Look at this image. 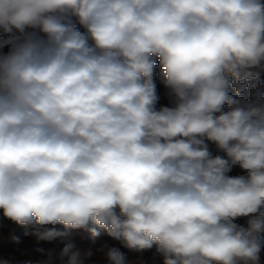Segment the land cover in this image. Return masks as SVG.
Returning <instances> with one entry per match:
<instances>
[{
	"label": "clouds",
	"instance_id": "9594fccd",
	"mask_svg": "<svg viewBox=\"0 0 264 264\" xmlns=\"http://www.w3.org/2000/svg\"><path fill=\"white\" fill-rule=\"evenodd\" d=\"M254 69L261 0H0L3 215L32 227L37 245L103 230L109 264H128L117 245L155 246L163 264H262ZM157 70L171 107L156 108ZM237 166L247 175H228ZM55 224L64 231L45 227ZM73 249H61L68 264L95 254Z\"/></svg>",
	"mask_w": 264,
	"mask_h": 264
},
{
	"label": "trees",
	"instance_id": "16d2710c",
	"mask_svg": "<svg viewBox=\"0 0 264 264\" xmlns=\"http://www.w3.org/2000/svg\"><path fill=\"white\" fill-rule=\"evenodd\" d=\"M77 30L81 32L85 31V29L79 24ZM4 51H7V49H4ZM258 72L260 74V84L264 85V72ZM153 79L156 84L157 95L159 97L156 108L159 109L161 107L173 106L172 98L168 95L169 90L161 82L158 70L154 74ZM252 86H256L255 81L253 82ZM251 90L252 87H250L249 90H246L241 95L244 98L248 99L250 98ZM209 149L213 153V155H220L226 158V154L221 152L216 148L214 144L210 142ZM228 175L246 176L247 174L237 166L234 167ZM243 218L244 217L237 218L235 222L241 225ZM45 227L49 229L55 228L57 230L64 231V227L61 224L46 225ZM32 230V227L18 225L14 232L12 241L0 255V264H68L69 256H61L60 254L65 242H71L74 245V251H86L89 249L94 251L95 254L91 258L86 259L84 261V264H109L103 254L101 252H98L97 250L100 249L105 243L114 244L115 242L112 241L106 235V233L103 232V230H101V235L95 238H93L86 232L80 230H72L63 242H61L60 240L54 241L52 243L41 241L39 245H37L35 238L32 235L28 234L31 233ZM260 237L262 240H264V232L260 234ZM38 246L45 249H53V255L49 257L47 255H42L33 251V249ZM117 246H119L120 250L126 254L128 261L131 263L137 261L138 258H141L143 264H163V257L157 253L155 246L152 249L146 250L142 253L130 251L129 249L124 248L120 245ZM261 259L262 264H264V249H262Z\"/></svg>",
	"mask_w": 264,
	"mask_h": 264
},
{
	"label": "crops",
	"instance_id": "0c3cea01",
	"mask_svg": "<svg viewBox=\"0 0 264 264\" xmlns=\"http://www.w3.org/2000/svg\"><path fill=\"white\" fill-rule=\"evenodd\" d=\"M261 3H264V0H261ZM77 27H78V24H77ZM254 70L264 72V69H254ZM249 218L250 217H244L241 225L244 227H247ZM18 225L19 224L7 218V226L0 227V249L10 243Z\"/></svg>",
	"mask_w": 264,
	"mask_h": 264
},
{
	"label": "built area",
	"instance_id": "2783aa9c",
	"mask_svg": "<svg viewBox=\"0 0 264 264\" xmlns=\"http://www.w3.org/2000/svg\"><path fill=\"white\" fill-rule=\"evenodd\" d=\"M7 226V218L3 215V210L0 209V227Z\"/></svg>",
	"mask_w": 264,
	"mask_h": 264
},
{
	"label": "rangeland",
	"instance_id": "374dc122",
	"mask_svg": "<svg viewBox=\"0 0 264 264\" xmlns=\"http://www.w3.org/2000/svg\"><path fill=\"white\" fill-rule=\"evenodd\" d=\"M128 264H143V261L141 260V258H138L137 261L132 262V263L128 261Z\"/></svg>",
	"mask_w": 264,
	"mask_h": 264
},
{
	"label": "water",
	"instance_id": "95a60500",
	"mask_svg": "<svg viewBox=\"0 0 264 264\" xmlns=\"http://www.w3.org/2000/svg\"><path fill=\"white\" fill-rule=\"evenodd\" d=\"M12 241V240H11ZM10 241V242H11ZM8 246V244L7 245H5L4 247H2L1 249H0V255L4 252V250L6 249V247Z\"/></svg>",
	"mask_w": 264,
	"mask_h": 264
}]
</instances>
